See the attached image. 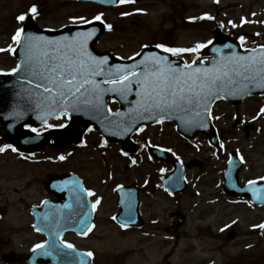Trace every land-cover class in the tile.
<instances>
[{
  "label": "rangeland",
  "instance_id": "1",
  "mask_svg": "<svg viewBox=\"0 0 264 264\" xmlns=\"http://www.w3.org/2000/svg\"><path fill=\"white\" fill-rule=\"evenodd\" d=\"M74 1L0 0V49L15 46L12 36L19 27L16 17L27 13L33 5L38 9L36 22L41 27L58 28L73 24V18L86 17L92 20L95 16L102 15L104 22L113 25V28L102 36L96 48L101 52L110 51L122 58L135 54L142 44L160 41L164 17L175 14L176 22L181 11L185 13L190 25L183 30L179 21L176 22L173 35L178 46L204 43L211 37L210 31L216 25H223L226 30L248 36H264V0H137L135 5L118 9L78 5ZM204 16H211L213 19H200ZM229 21L236 27H232ZM14 67L15 60L10 52H0V71H9ZM111 107L116 108L115 105ZM231 124V121H220V126L226 129L231 128ZM146 129L138 139L152 140L154 143L161 141L162 145L176 147L178 156L184 161L202 160L207 156L204 147L197 152L201 145L194 147L182 142L172 131L173 126L170 124ZM85 138L82 149L69 157L64 154L68 160L63 164L39 161L34 164L42 165L28 166L27 163L17 162L12 169L11 175L15 177L13 181L5 183V178L1 176L2 188L9 186L16 189L11 197L17 203L12 204L9 209V216L16 227L13 233L17 231L16 235L12 234L16 242L29 239L25 211L31 199L39 200L43 197L40 184L45 181L46 175L72 171L86 180L100 200L99 216L116 208L117 202L112 196V189L117 185L128 184L140 189V207L145 221H150L151 218L158 221L154 225L152 242L140 244L138 232L120 235L106 224V220H100L96 234L102 235V242L95 245L81 242L83 247L92 246L103 256L114 257L118 253L129 256L127 264H264V240L258 234L260 229L254 227L264 223V209L252 207L251 211L245 206H233L220 199L217 194L219 182H216L217 177L214 176L215 169H211L212 163L210 169L205 171L188 172L191 187L187 193L171 200L153 187L157 182V169L160 165L149 164L144 154L136 157L134 166L128 165L130 161L122 157L118 145L101 147V138L94 133H89ZM56 155L49 151L41 158H55ZM7 157L11 156L5 155L3 159ZM30 181L33 185L28 191L27 184ZM146 183L148 185L143 187ZM204 183L207 186L205 189ZM174 210L186 215V225L176 234L164 233L167 213ZM222 228L225 230L221 231ZM228 231L235 232L234 241L223 240ZM179 238L181 239L178 240Z\"/></svg>",
  "mask_w": 264,
  "mask_h": 264
},
{
  "label": "snow or ice",
  "instance_id": "2",
  "mask_svg": "<svg viewBox=\"0 0 264 264\" xmlns=\"http://www.w3.org/2000/svg\"><path fill=\"white\" fill-rule=\"evenodd\" d=\"M135 0H119V4H131ZM132 13H124L131 15ZM39 16L38 9L33 5L27 13L16 17L19 27L12 36L15 48L0 49V52L8 51L16 53L17 49H23L22 59L10 73H0V75H17L24 77L25 82L31 83L37 91L38 99L36 107L45 115H38L45 128L53 127L47 123V115H54L60 119L61 115L67 116L71 120V113L83 111L90 114L91 119L101 123L100 117L108 120L109 125L122 127L119 120L113 121L105 115V103L103 97L106 93H114L121 100H126L132 94L133 86L137 88L135 93L137 99L135 107L130 109L135 113L132 123L123 128L124 132H130L140 119H153L160 123L163 119L172 114L176 118L184 119V116L191 115L185 123L195 127H206L205 115L210 116L211 103L216 99H224L227 95L239 92L242 95L250 94L251 88L245 82H251L254 86L264 88V49L258 54L248 56H238L232 53L223 61H211V67H205L206 61L199 58V53L203 49L209 48L213 44L212 40L206 43H198L191 48L167 47L163 44H156L154 47L160 50L162 55L152 52L143 55L141 52L129 59L136 61V57H142L130 66L116 65L109 66V60L105 57H97L89 51V43L96 35V29L92 31H80L70 36H60L58 39H49L42 35H34L27 32V19L35 20ZM200 19L211 20L213 17L204 16ZM99 22L104 29L112 31V25L106 24L102 15H97L89 20L86 17L73 18L71 23L90 25ZM244 22V21H242ZM232 27H236L229 21ZM223 27V25H221ZM243 44L245 38L239 37ZM148 45H144L147 48ZM231 48L232 45H225ZM214 52L219 49L213 48ZM255 53V50H252ZM192 54L195 58L190 63L175 64L170 57H180L182 55ZM97 77H102L97 81ZM109 87H101V85ZM264 114V108L260 109ZM17 119L22 118L23 112L13 109L10 114ZM124 114L117 112L116 117H122ZM235 119V117H234ZM56 127L60 129L68 128L67 123H60ZM29 131L40 136L36 128H29ZM93 129L88 128L91 132ZM139 131H143L140 128ZM115 135L116 133H111ZM106 146L101 144V147ZM6 147H0V152L6 150ZM223 147V145H221ZM16 152V148L11 149ZM161 152L165 149H160ZM125 154V153H122ZM59 159L63 161L64 156ZM177 159H179L177 157ZM135 163V161H133ZM163 171V170H161ZM264 179V178H262ZM256 181H249V184H255ZM61 191L64 189L61 188ZM261 189H256L253 193L257 199H264L259 193ZM85 190L77 182L76 186L70 190L71 203L63 207L72 209L73 205L80 211L77 213L80 219L81 232L86 234L90 231L88 220V205L83 202L82 194ZM171 194V193H169ZM86 195L91 197L95 193L87 191ZM46 203V202H45ZM100 204L97 199L91 207L94 210L96 205ZM66 217L65 220H70ZM115 219V218H114ZM46 221L44 227L48 230L49 240L45 243L36 244L33 252L40 251L42 256H52L54 259L63 257L62 264H84L83 257L89 261L93 257L92 252H76L74 246L70 243L57 239L65 230V224L55 216L45 214ZM235 223V222H233ZM124 227V225H121ZM230 227V225L228 226ZM264 231V223L254 226ZM41 229L37 228V231ZM225 229H221L224 231ZM67 249L68 252L64 250Z\"/></svg>",
  "mask_w": 264,
  "mask_h": 264
},
{
  "label": "water",
  "instance_id": "3",
  "mask_svg": "<svg viewBox=\"0 0 264 264\" xmlns=\"http://www.w3.org/2000/svg\"><path fill=\"white\" fill-rule=\"evenodd\" d=\"M99 2L106 6H114L117 3V0H78L80 3L85 2ZM27 32H30L34 35H42L49 39H58L60 36H70L74 35L76 32L80 31H92L93 28L96 29V35L92 38L89 43V51L99 57H107L109 60V66L114 67L116 65L122 66H130L134 64L136 61H139L142 57H137L136 61L130 60L129 62H123L118 58L111 56L108 53L100 54L94 50V45L97 43L100 36L105 32L103 25L99 22H94L90 25H82L77 27H66L59 31H43L40 30L32 21L31 18L27 19ZM232 45L231 48L225 47V45ZM216 48L219 49V52H214L212 49ZM152 50V51H150ZM261 49H258L253 53V51H241L239 45L232 41L229 37L222 35L219 31L214 32V40L213 44L209 46L205 51L206 56H212L213 59L211 61H223L227 57H230L232 53H236L238 56H248L252 54H258ZM152 52H155L157 55H162V53L155 51V49H147L146 51L142 52L143 55H148ZM23 49H17L16 53H13L14 57L17 58L18 63L22 59ZM171 60V59H170ZM172 61V60H171ZM210 61V62H211ZM175 64H180L181 62L172 61ZM204 65L205 67H211V63ZM97 81L101 80L102 77H97ZM251 88L250 94L242 95L239 92L235 94L227 95L224 99L230 100L232 102H241L245 97L255 95V94H263L264 88L254 86L251 82H245ZM101 87H109V85H101ZM37 91L34 89L31 83L25 82L24 77L20 74L17 75H0V147L3 144H8L13 146L17 149L18 152L26 153V154H33L45 148V145L49 144L52 140L56 146H67L70 143L78 144L82 140V137L86 130L90 127L93 128L94 131H97L104 137L105 140L108 142H121L122 148L124 151H129L131 146L130 138L132 134L138 130L141 126L144 125H152L156 122L153 119H140L136 122L135 126L132 128L130 132H124L123 128L126 127L128 124L132 123V120L135 118V113H131L130 109L135 107L136 102V91L137 88L133 86L132 94H130L126 100H121L119 96L115 95L114 93H106L103 97L105 103V115L109 116L110 120L117 121L119 120L122 124V127L117 128L114 124L109 125L108 120H104L103 116L100 117V120L103 123L90 118V114H85L83 111L80 112H73L71 113V120L68 124V128L62 130H54L53 132L44 133L42 136H36L35 133L26 129V127L32 128H40L44 124L41 120L37 119L38 115H45L46 113L41 112L40 109L36 107V101L38 99ZM107 98L115 100L119 104V111L124 115L122 117H116L115 113H110L107 107ZM220 99L214 100L211 105ZM16 108L19 111L23 112L22 118L17 119L16 117L11 116L13 109ZM117 113V112H116ZM180 115L184 116V119L176 118V114H172L166 120H174L178 124V129H184V132L179 131L182 136L186 138H191L190 134L188 133L190 129H195L196 133H193L194 136L199 132L202 131L205 127H195L185 123V120L190 119L191 115H184L181 113ZM47 123L51 120L56 119L54 115H47ZM163 119V120H165ZM205 123L208 128H211L210 122L207 118V114L205 115ZM203 132V131H202ZM111 133H116L115 135ZM164 186L167 190L170 191H181L183 189V183L180 181L178 183V187H174L173 183L168 181V184L164 183ZM59 194V193H57ZM83 202L88 205L87 212H89V201L82 194ZM70 194L65 195L61 200H59L58 206H64L65 204L71 203ZM260 205H264V199L261 201H256ZM130 202L128 201L126 207L124 209L130 208ZM133 204L132 206H134ZM55 206V205H52ZM66 214L71 209H63ZM78 210L76 214L79 212ZM77 216H79L77 214ZM73 219V218H72ZM174 228L178 229L183 225L182 217H177L173 221ZM81 225L74 226L73 222H69L67 226H65L64 232H78L77 230L81 231ZM262 236L264 237V231H261ZM232 237V236H231ZM57 263V262H54Z\"/></svg>",
  "mask_w": 264,
  "mask_h": 264
},
{
  "label": "flooded vegetation",
  "instance_id": "4",
  "mask_svg": "<svg viewBox=\"0 0 264 264\" xmlns=\"http://www.w3.org/2000/svg\"><path fill=\"white\" fill-rule=\"evenodd\" d=\"M154 2L153 0H150ZM175 14H171L168 17H164L165 21L162 25V32L160 35V42L156 44H163L167 47H175L176 46V39L173 35L175 31ZM183 16V14H182ZM179 20L181 23V14L179 15ZM186 25V23H183ZM235 37L239 39L241 35L235 34ZM155 44V43H154ZM221 110H218L215 113V121L218 122L220 118L229 120H233L230 118L228 114L235 113V116H238V110L240 109L241 112L244 113L245 116L250 115V122L249 125H242L240 120H236L234 124H232V129H224L220 126L219 129L216 130L218 146L217 147H210L208 143V139L203 136L200 139L205 140V145L207 144L206 148L211 149L210 154L213 155L211 158L205 156L201 161V166L199 169L201 171H205L210 169V164H213L211 169H215L214 176H216V181L219 182V193H221L222 197L225 199H229L236 202H241L247 205L250 209H252V185L249 184V181H256L255 184H264V114L260 113V109L264 108V95L263 96H255L248 99L244 102L241 107L233 108L228 106L227 109L221 106ZM252 113V114H251ZM240 114V112H239ZM241 126L240 128H238ZM246 127H248L246 129ZM247 142V144H244ZM223 145V147H221ZM73 148H70L72 150ZM236 156L238 158L237 165H239L238 172L236 174L237 181L241 186L246 184L250 185V196L249 198L238 199L231 195L224 193L222 190V185L224 182V174L227 170L228 164L231 159ZM7 167V168H6ZM3 170H7V174H1ZM11 168L9 167L8 163L3 162L0 165V183H1V176H3L5 183H10L14 180V175H11ZM45 181H42L40 184L41 190L44 189ZM33 183L30 181L27 184V190L29 191L32 187ZM3 186L0 185V264H23L22 258L26 255L32 248L34 243L41 244L45 241V238L38 233H32L29 239H25L22 243L24 246L28 248L25 252L22 249L16 250V241L12 238L13 230L16 229L14 223L11 221V217L9 216V209L12 204H16L17 201L12 200L11 195L16 193V189H11L9 186L2 188ZM207 186L204 183L203 188L205 189ZM218 193V194H219ZM42 199L36 201V199H31L30 205L27 209V216L30 222L32 223V217L30 215L31 210L34 207H37L41 203ZM169 213H177V212H169ZM116 215V211L113 212H105L102 216H98V212L94 213V219L90 227V231L86 234L84 238L77 237L75 235L69 234L62 238V241L66 243H70L74 245L76 239L87 241L88 243L94 245L98 242H102L103 237L102 235H97V225L98 221L106 220L107 225H112L114 228L119 230L122 233L126 232H134L139 231V238L141 240L140 244L145 243L148 241L149 243L152 242V238L154 236V228H152V222H146L143 218H141V222L137 229H126L122 230V228L118 227L114 224L113 219ZM170 215H167V218ZM152 220V219H151ZM168 221L166 222V226L164 227L165 233L172 232V230L167 225ZM229 234V233H228ZM75 246V245H74ZM77 247V246H76ZM144 250L143 248H141ZM82 250H86L82 248ZM93 259L91 264H126L128 256L125 255H118L114 259H99L96 255H93ZM105 260V261H104ZM101 261H104L102 263Z\"/></svg>",
  "mask_w": 264,
  "mask_h": 264
}]
</instances>
